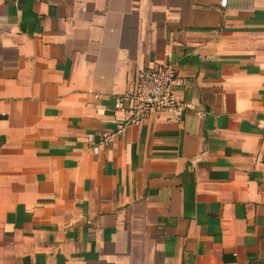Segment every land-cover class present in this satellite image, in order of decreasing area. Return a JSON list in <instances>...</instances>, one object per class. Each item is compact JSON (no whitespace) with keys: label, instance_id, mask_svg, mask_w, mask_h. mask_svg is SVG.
<instances>
[{"label":"crops","instance_id":"0c3cea01","mask_svg":"<svg viewBox=\"0 0 264 264\" xmlns=\"http://www.w3.org/2000/svg\"><path fill=\"white\" fill-rule=\"evenodd\" d=\"M219 1L0 0V264H264V0Z\"/></svg>","mask_w":264,"mask_h":264},{"label":"built area","instance_id":"2783aa9c","mask_svg":"<svg viewBox=\"0 0 264 264\" xmlns=\"http://www.w3.org/2000/svg\"><path fill=\"white\" fill-rule=\"evenodd\" d=\"M225 2L226 0H220L219 6L224 7ZM175 82L176 71L170 63L135 72L125 91L114 102L113 110L120 115V119L109 137L123 133L130 126H138L161 112L173 111L179 116L183 106L173 96L172 87Z\"/></svg>","mask_w":264,"mask_h":264}]
</instances>
